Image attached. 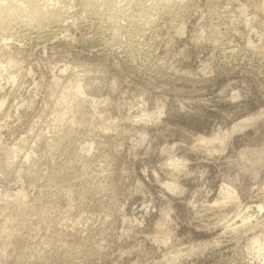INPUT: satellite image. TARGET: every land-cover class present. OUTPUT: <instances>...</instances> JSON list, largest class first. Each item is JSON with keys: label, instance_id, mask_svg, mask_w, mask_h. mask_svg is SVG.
Segmentation results:
<instances>
[{"label": "rangeland", "instance_id": "374dc122", "mask_svg": "<svg viewBox=\"0 0 264 264\" xmlns=\"http://www.w3.org/2000/svg\"><path fill=\"white\" fill-rule=\"evenodd\" d=\"M12 1L0 264H264V0Z\"/></svg>", "mask_w": 264, "mask_h": 264}, {"label": "bare ground", "instance_id": "6f19581e", "mask_svg": "<svg viewBox=\"0 0 264 264\" xmlns=\"http://www.w3.org/2000/svg\"><path fill=\"white\" fill-rule=\"evenodd\" d=\"M5 1V0H4ZM9 2H8V4L6 3V4H4V2H2V0H0V31H3V30H7V29H9V27H10V23L8 22V20L9 19H11L15 14H16V17H17V12H18V9H19V6L18 5H16L15 3H14V1H12V0H8ZM7 2V1H6ZM25 2L27 3V4H29V7L31 8V11H32V13L33 14H35L37 17H42L44 14H43V10L42 9H39L37 6H36V4L32 1V0H25ZM21 3V2H20ZM20 5V4H19ZM21 5H23V4H21ZM23 6H26V5H23ZM30 8H29V10H30ZM28 11V10H27ZM31 13V12H30ZM29 13V14H30ZM31 13V14H32ZM28 14V15H29ZM30 14V15H31ZM50 14V13H49ZM48 14V15H49ZM19 17H20V15H18ZM34 17V16H33ZM32 18V17H31ZM35 18V17H34ZM44 18V17H43ZM13 19V18H12ZM19 19V18H18ZM21 19V18H20ZM23 20V19H22ZM18 21V20H17ZM11 22H13V21H11ZM8 31V30H7ZM80 85V84H79ZM79 88H80V86H79ZM83 88V87H82ZM78 89V88H77ZM79 90V89H78ZM80 91H82V90H80ZM81 94H82V92H81ZM1 103H3V102H1ZM5 104V103H4ZM4 104H2L1 106H0V108H2L3 107V105ZM98 104V103H97ZM258 118H260V115H257V116H255L254 118H250V119H245V120H243L242 122H240L239 124H237L236 126H234V128H232V130L230 131V133H227V135L229 136V137H231V136H233L234 134H236V133H238V131H241L242 129L244 130V126L246 125L245 123H249V122H252V121H255L256 119H258ZM227 136V137H228ZM17 146V145H16ZM17 149V148H16ZM15 149V150H16ZM21 151V150H20ZM11 152V151H10ZM8 153L9 155L11 154V153ZM23 152V151H22ZM17 153V152H16ZM13 154H15L14 152H13ZM11 156V155H10ZM13 156V155H12ZM28 156V155H27ZM8 157V156H7ZM6 157V158H7ZM25 157V156H24ZM23 157V158H24ZM26 158V157H25ZM12 159H15V157L13 158L12 157ZM9 160H11V157L10 158H8V160H6V161H8L9 162ZM5 161V160H4ZM11 162H14V161H12L11 160ZM7 163V162H6ZM8 164V163H7ZM7 164H5V166H7ZM9 166V165H8ZM1 171V170H0ZM3 171H5V170H3ZM1 174V173H0ZM228 192H229V190H228ZM226 193L228 196H231V193ZM15 195V194H14ZM233 195V194H232ZM232 197V196H231ZM233 199V198H232ZM231 199V200H232ZM234 200V199H233ZM261 208V207H260ZM257 241V240H256ZM255 241V243H257ZM258 246H260V243H259V245ZM259 248H261V247H259ZM259 248H258V250H259ZM254 249V248H253ZM263 250H264V248H263ZM261 252V251H260ZM263 252V251H262ZM259 253V252H258ZM260 254V253H259Z\"/></svg>", "mask_w": 264, "mask_h": 264}]
</instances>
